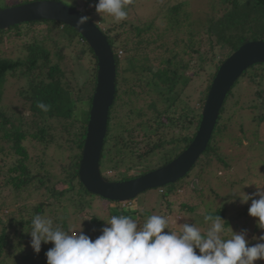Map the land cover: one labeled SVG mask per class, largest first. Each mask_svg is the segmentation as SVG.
<instances>
[{
    "label": "trees",
    "instance_id": "obj_1",
    "mask_svg": "<svg viewBox=\"0 0 264 264\" xmlns=\"http://www.w3.org/2000/svg\"><path fill=\"white\" fill-rule=\"evenodd\" d=\"M34 1L41 0L22 4ZM85 1L88 5L98 3ZM212 10L218 16L200 22L192 17L187 2L169 4L161 16L130 30L127 23L104 28L95 22L112 47L117 69V93L100 162L101 174L109 182L130 181L165 167L187 150L222 64L246 43L264 41V0H216ZM40 25L47 27L38 31L36 26ZM6 32L24 33L27 38H23L17 59L0 57V264H47L45 253L53 244L42 242L36 254L30 243L28 232L36 214L51 218L66 231L81 227L92 240L102 234L113 215L133 219L138 215L141 220L146 216L141 210L123 208V203L91 194L80 181L98 73L97 58L84 38L72 27L55 21L0 31ZM199 35L207 41L202 53L192 49ZM187 51L194 55L184 61L181 56L191 55ZM243 75L233 88L241 83L250 89L253 104L237 98L232 88L208 148L193 167L198 174L159 188L166 199L179 197L200 174L209 176L211 166H227L221 140L237 127L243 133L244 125L235 121L245 111L253 109L255 112L249 114L257 119L252 120L264 123V64ZM11 79L17 81L15 103L4 108ZM41 102L47 110L37 106ZM127 105L134 109L129 117L123 113ZM132 113L139 122L130 121ZM137 132L144 141L138 142ZM93 197L103 200L110 216L98 218ZM178 206L195 212L189 202L182 200ZM208 214L224 218V210Z\"/></svg>",
    "mask_w": 264,
    "mask_h": 264
},
{
    "label": "rangeland",
    "instance_id": "obj_2",
    "mask_svg": "<svg viewBox=\"0 0 264 264\" xmlns=\"http://www.w3.org/2000/svg\"><path fill=\"white\" fill-rule=\"evenodd\" d=\"M27 0H0V10L22 5V3ZM216 0H134V3L129 6L127 22H121L119 24L115 23L110 16L105 14H98L95 9L94 4H89L85 0H60L59 2L77 9L79 12L88 16L96 23H100L104 28L109 26L117 27L123 23H127V29H133L134 25L141 26V24L150 20L156 19L161 16L162 9H166L167 5L175 4L179 2H187L189 10L194 19H198L200 22H204L210 17L218 16L217 11L212 10L215 5ZM46 25L36 26L38 31L45 30ZM163 28V27H162ZM33 35H37L33 32ZM133 35V33H132ZM150 37V33L146 35ZM188 37V35H186ZM24 33L21 36H17L16 32H6L0 33V57H7L12 59H17L20 52V46L24 43ZM31 38V35L29 36ZM208 38V37H207ZM203 41V42H202ZM195 42V47L193 50H199V52H204L206 50V43L203 40V36H195L193 40ZM185 45L189 44V41L184 42ZM179 51L180 49H176ZM190 49H188L189 51ZM183 51V50H181ZM181 59L188 61L189 58H193L192 53ZM123 56L122 53H119ZM197 55V54H196ZM85 63L88 64L87 58H85ZM250 69L247 70V72ZM244 79V75L239 79ZM234 89V88H233ZM236 90V97L242 98L249 105L253 104L254 96L250 92V89H245L242 87L241 83L238 84ZM17 93V81L16 79H11L7 85L6 95L4 99V108H9L15 103L14 96ZM193 89H191V95ZM13 102V103H12ZM134 111L130 105H127L123 110V113L128 117L130 112ZM250 112H255L252 110L245 111L244 115L235 121L236 123L242 124L243 133L237 127V130H233L234 133L226 134L221 140V147L223 148V154L225 156V161L227 166H211L209 176L207 174H200V179H193L191 184H187L179 195V197L169 199L164 197L163 194L159 192L158 189L149 190L144 194L140 195L137 199L132 201V210H141L143 217L146 216L144 220H141L140 216H134V220L140 225L146 221L148 217L153 214L166 216L169 219V228L172 231H179L182 228L184 222L195 223L197 227L201 228L202 231H206L208 225L202 222V216L210 212H216L217 210H224L225 227H231L233 231L240 232L242 230H247L246 239L250 241V244L254 245L258 240L253 239V237H259L264 234V230L258 228L257 219L251 217L248 214V209L251 205V200L248 203L242 204L238 196L235 197L233 201V194L237 195L245 192L246 194H253L257 192V187L264 190V123L258 122L255 116L249 114ZM132 113L130 121L135 123L139 122ZM133 119V120H132ZM133 123V124H135ZM235 129V127H232ZM140 134V136L138 135ZM136 135L139 137L138 142L144 141L141 132H137ZM138 161V159H137ZM1 163V159H0ZM110 176L112 175L109 172ZM135 175L138 174L134 173ZM198 174L197 169L193 168L189 173L190 177L192 175ZM204 175V176H203ZM203 177V178H202ZM1 181V180H0ZM197 182V187L193 186V183ZM193 188H192V186ZM94 198V209L98 213V218H106L110 216V209L103 202L102 199ZM258 199V196L254 197ZM0 199H2L0 197ZM179 200V201H177ZM189 202L190 206H193L194 213L188 211V209H180L178 206L180 201ZM167 201H173L171 206L167 204ZM175 202H177L175 205ZM1 203V202H0ZM96 207V208H95ZM171 209V210H169ZM2 213H7L3 211ZM109 226L107 223L104 227ZM74 229V228H72ZM165 231H168L167 229ZM94 241V240H93ZM264 263V260H257L255 264ZM36 264H41L39 261Z\"/></svg>",
    "mask_w": 264,
    "mask_h": 264
},
{
    "label": "clouds",
    "instance_id": "obj_3",
    "mask_svg": "<svg viewBox=\"0 0 264 264\" xmlns=\"http://www.w3.org/2000/svg\"><path fill=\"white\" fill-rule=\"evenodd\" d=\"M133 3L134 0H98L95 9L119 24L127 20ZM87 20V16H81L77 22L83 25ZM37 106L47 110L42 102ZM232 194L233 201L238 196L242 204L251 200L248 214L258 218L257 226L264 230V190L257 187L251 195ZM203 219L208 225L206 231L195 223L184 222L178 233L170 230L166 216L153 214L140 225L130 216L113 215L106 222L109 226L103 227L102 234L93 241L81 227L66 231L51 218L36 214L28 233L36 254L42 242L53 244L45 253L47 264H255L264 260V234L253 237L258 242L252 245L246 239V229L235 232L226 228L220 215L206 214Z\"/></svg>",
    "mask_w": 264,
    "mask_h": 264
},
{
    "label": "water",
    "instance_id": "obj_4",
    "mask_svg": "<svg viewBox=\"0 0 264 264\" xmlns=\"http://www.w3.org/2000/svg\"><path fill=\"white\" fill-rule=\"evenodd\" d=\"M84 16L78 10L58 1H34L0 10V31L12 27L55 21L75 29L87 42L97 58L98 73L87 138L80 166L82 185L96 196L112 202H129L149 190L175 184L188 175L212 139L220 112L235 83L251 67L264 64V41L243 45L220 67L202 110V120L194 141L170 164L130 181L109 182L100 170L101 156L108 134L110 109L116 98L117 69L112 47L102 30L92 19L83 25L78 19ZM193 186H198L197 182Z\"/></svg>",
    "mask_w": 264,
    "mask_h": 264
},
{
    "label": "built area",
    "instance_id": "obj_5",
    "mask_svg": "<svg viewBox=\"0 0 264 264\" xmlns=\"http://www.w3.org/2000/svg\"><path fill=\"white\" fill-rule=\"evenodd\" d=\"M121 53V52H120ZM132 205V202L131 201H129V202H124L123 203V208H128L129 206H131Z\"/></svg>",
    "mask_w": 264,
    "mask_h": 264
}]
</instances>
